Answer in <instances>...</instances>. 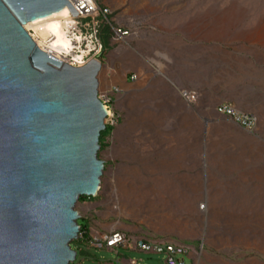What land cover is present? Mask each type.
I'll use <instances>...</instances> for the list:
<instances>
[{"label":"rangeland","instance_id":"obj_1","mask_svg":"<svg viewBox=\"0 0 264 264\" xmlns=\"http://www.w3.org/2000/svg\"><path fill=\"white\" fill-rule=\"evenodd\" d=\"M98 1L112 9L113 26L134 30L120 41L111 34L100 88L106 83L122 89L123 80L138 75L127 91L135 105L126 133L149 159L144 178L114 177L106 197L110 204L96 201L92 221L80 218L79 224L84 231L91 225L94 231H108L121 222L134 235L181 242L191 250L186 264H264V0ZM184 49L192 50L198 72L190 78L184 72ZM168 78L180 84L181 103L168 104L158 91L155 83ZM183 90L196 99L186 100ZM124 93L112 97L114 128L124 121L118 109ZM224 103L255 114L257 129L250 131L219 112ZM164 148L169 150L165 158L180 160L182 168L175 172V186L170 185L173 192H153L152 182L147 183L152 177L146 176L152 158ZM195 170L202 174L198 193L189 192V183H179V176ZM138 186L150 191L137 193ZM82 197L78 211L87 199ZM193 198L197 206L188 207ZM88 237L71 243L78 253L74 264H109L122 255L139 264L160 263L159 255L91 247Z\"/></svg>","mask_w":264,"mask_h":264},{"label":"water","instance_id":"obj_2","mask_svg":"<svg viewBox=\"0 0 264 264\" xmlns=\"http://www.w3.org/2000/svg\"><path fill=\"white\" fill-rule=\"evenodd\" d=\"M69 0H0V264H70L82 196L95 197L105 161L103 64H66L26 25Z\"/></svg>","mask_w":264,"mask_h":264},{"label":"built area","instance_id":"obj_3","mask_svg":"<svg viewBox=\"0 0 264 264\" xmlns=\"http://www.w3.org/2000/svg\"><path fill=\"white\" fill-rule=\"evenodd\" d=\"M69 1L78 11V14L74 16L67 6V13L56 21L59 30L69 42L68 47L56 45L55 40L57 36L55 34L49 36L48 41L41 43V38L36 35L34 27L27 26L33 21L25 26L43 51L66 64L75 67H84L93 59L102 62L101 60L106 49L102 35L106 25L112 26L116 41L125 39L134 32L132 28L113 26L112 21H114V18L112 16V9L101 4L98 0ZM137 78V74L131 76L132 81H135ZM121 91L122 89L118 86H113L110 89H99V98L103 101L106 108L110 110L106 119L107 125L115 126L117 123L115 112L110 104L113 95ZM182 96L189 102L196 99V94L188 90H183ZM218 111L232 116L239 124L250 131H254L258 127L259 118L255 114L238 110L231 104H221L218 107ZM87 235V231H82L81 229L78 240L86 238ZM87 243L91 247L107 249L114 252L123 248L128 251L159 255L162 258V264H186V257H191L190 247L181 242L168 239L147 238L118 230L89 236ZM76 260L70 264H74ZM131 262L132 264H139V260L137 259H132ZM109 264L122 263L116 261Z\"/></svg>","mask_w":264,"mask_h":264},{"label":"crops","instance_id":"obj_4","mask_svg":"<svg viewBox=\"0 0 264 264\" xmlns=\"http://www.w3.org/2000/svg\"><path fill=\"white\" fill-rule=\"evenodd\" d=\"M106 6L110 7L106 4ZM184 53L187 58L184 66V72L186 78H190L192 75H196L198 72L195 68L192 67V56L193 52L192 50H186L184 49ZM100 80V86L102 85L101 79ZM188 84L189 82L186 81ZM130 84H132V81L129 80H123L122 81V90L126 93L121 98V103L118 106L119 112L122 113L124 117L123 123L120 124L118 128H114L113 132L110 137L107 138V140L104 142V147L102 148L103 156L100 158L105 161V172H104V178L102 180V186L99 190L96 197H87L81 203V206L79 207V213L81 218L89 219L90 222L92 221V209L93 205L96 203H108L110 204V200H108V194L112 192V182L113 178L116 176H129V175H135V176H141L145 177L144 169L145 164L147 160L149 159L147 156H145L143 149H139L136 147H133V141L134 138H131L130 135L126 133V131H129V128L132 124V115L131 112L133 110L132 106H134L135 99L133 97H129L127 95V91L129 92ZM158 91H161L164 93V97L169 102L175 101L176 103H181V92H180V84L170 78L166 80H158L156 83ZM116 85V84H115ZM105 89H109L111 87L109 84L105 83ZM113 87V86H112ZM111 87V88H112ZM124 104V102H126ZM140 151V152H139ZM169 152L168 149L164 148L163 150H159V157L158 159L152 158V170L148 174L152 177V181H147L149 184L152 182L153 185V192L159 191L161 193H169L173 192L170 189V185L173 187L176 184V171L181 170L182 166L181 163H179L180 160H176L175 158L169 159V157L165 158V155ZM199 164L196 162V165ZM156 166V167H155ZM136 169L134 173H130L129 170ZM181 180L179 183L181 184H187L189 183L192 186V189H190L189 192L198 193L201 191V183H202V174L200 171L195 170L193 173L183 176H179ZM187 178H190V180H187ZM156 186L162 187L158 190L156 189ZM137 193H148L150 189L145 188L144 186H138L134 190ZM102 199H97V197H100ZM147 198V197H146ZM107 199V202H106ZM142 199H144V196H142ZM192 202L194 204L189 205L188 207H196L198 198H193ZM113 230L123 231L127 232L129 234H132L129 230V227L121 222H117L115 226L111 230L108 231H94V227L91 225L88 231V236L95 235L97 233H103V232H110ZM134 235V234H133ZM138 236V235H137ZM145 237V236H143ZM147 238H153V237H147ZM159 239V238H155ZM119 250H116L115 252H118ZM133 258L127 257L122 255L121 258L118 260L122 264H132L131 260ZM155 264H162V258H160V263L156 262Z\"/></svg>","mask_w":264,"mask_h":264},{"label":"bare ground","instance_id":"obj_5","mask_svg":"<svg viewBox=\"0 0 264 264\" xmlns=\"http://www.w3.org/2000/svg\"><path fill=\"white\" fill-rule=\"evenodd\" d=\"M67 11L68 10L65 8L49 16L38 18L34 20L32 23L28 24L27 26L34 27L36 35L40 36L41 38V43L43 41H48L49 36L55 34L57 36V39L55 40V44L68 47L69 42L64 37L63 33L59 30L58 25L56 23L57 19L65 15ZM99 89H100V80H99ZM107 111L110 112L109 109H107Z\"/></svg>","mask_w":264,"mask_h":264},{"label":"trees","instance_id":"obj_6","mask_svg":"<svg viewBox=\"0 0 264 264\" xmlns=\"http://www.w3.org/2000/svg\"><path fill=\"white\" fill-rule=\"evenodd\" d=\"M113 33V28L110 25H106L103 29V41L105 44V47L107 48L109 43H110V39H111V34ZM114 126L111 125H107V128L102 132L101 137H100V145H101V149L104 147V142L107 140L108 137L111 136L112 132H113ZM83 197H81L80 199H82ZM81 226V225H80ZM82 231H84V229H86L85 227L81 226ZM87 231V230H86ZM88 234V231H87ZM81 240V239H80Z\"/></svg>","mask_w":264,"mask_h":264}]
</instances>
